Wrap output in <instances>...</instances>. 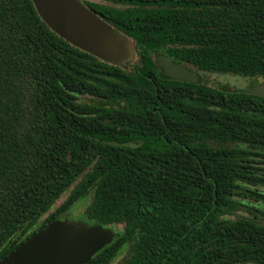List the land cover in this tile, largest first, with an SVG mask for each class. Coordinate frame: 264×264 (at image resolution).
I'll return each mask as SVG.
<instances>
[{
	"label": "trees",
	"instance_id": "obj_1",
	"mask_svg": "<svg viewBox=\"0 0 264 264\" xmlns=\"http://www.w3.org/2000/svg\"><path fill=\"white\" fill-rule=\"evenodd\" d=\"M98 1L127 67L0 0V262L80 206L116 232L89 264H264V98L158 68L264 77V0Z\"/></svg>",
	"mask_w": 264,
	"mask_h": 264
},
{
	"label": "water",
	"instance_id": "obj_2",
	"mask_svg": "<svg viewBox=\"0 0 264 264\" xmlns=\"http://www.w3.org/2000/svg\"><path fill=\"white\" fill-rule=\"evenodd\" d=\"M47 26L69 44L108 64L124 67L134 60L132 41L89 10L81 0H33ZM162 74L193 83L197 74L167 57L158 61ZM264 98V87L250 90ZM116 232L68 218L59 219L16 249L0 264H89L110 245Z\"/></svg>",
	"mask_w": 264,
	"mask_h": 264
},
{
	"label": "rangeland",
	"instance_id": "obj_3",
	"mask_svg": "<svg viewBox=\"0 0 264 264\" xmlns=\"http://www.w3.org/2000/svg\"><path fill=\"white\" fill-rule=\"evenodd\" d=\"M81 1H82V3H83V1H89V2L96 3V4L104 5V6H110V7H115V8H123V6H120V5H115V4H112V3H107V2L98 1V0H81ZM127 65H128V63L124 67H127ZM202 76H203L204 83H206L209 87L227 88L228 90L235 89V90L245 91L248 88V86H249L248 81H245V80L241 79L238 76H232L231 75V76L222 77V76L217 75V74H203ZM257 189H259V190L264 192V187H258ZM66 199H67V195H64L56 203V205H55L54 209L52 210V212L55 211L58 207H60L61 204ZM83 213H84V209L81 208L80 206H78V207H76L74 209V211L67 213L66 214V216H67L66 218L74 220V221H83ZM239 214L240 215H246V213H243V212H240ZM263 223H264V218H263ZM116 229L117 230H122V227L119 226ZM125 256L126 255L121 256L113 264H120L124 260Z\"/></svg>",
	"mask_w": 264,
	"mask_h": 264
},
{
	"label": "flooded vegetation",
	"instance_id": "obj_4",
	"mask_svg": "<svg viewBox=\"0 0 264 264\" xmlns=\"http://www.w3.org/2000/svg\"><path fill=\"white\" fill-rule=\"evenodd\" d=\"M168 58V57H167ZM168 59H170V58H168ZM171 60V59H170ZM173 63H176V64H180V63H178V62H174L173 60H171ZM180 65H182V64H180ZM183 66H185L188 70H190L191 72H194V73H196L197 74V80L195 81V82H193V83H196L197 81L198 82H203L204 83V80H203V74H213V73H201V72H198V71H196V70H193L191 67H188V66H186V65H183ZM159 68V67H158ZM159 70H160V68H159ZM160 72H161V70H160ZM162 73V72H161ZM217 75H220V76H222V77H226V76H231V74L230 75H226V74H217ZM232 76H236V75H232ZM241 79H243V80H245V81H248V83H249V86H248V88L245 90V91H241V90H235V89H230V90H228L227 88H216V89H220V90H224V91H227V92H237V91H241V92H248V93H250L251 95H253V96H256V95H254V94H252L251 92H250V90H253V89H257V88H262V87H264V77H259V78H243V77H240ZM212 88H215V87H212ZM256 97H259V96H256ZM259 98H262V97H259Z\"/></svg>",
	"mask_w": 264,
	"mask_h": 264
}]
</instances>
